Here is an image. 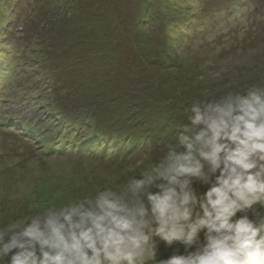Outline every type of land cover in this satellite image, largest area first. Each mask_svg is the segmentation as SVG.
Wrapping results in <instances>:
<instances>
[{
    "label": "rangeland",
    "instance_id": "1",
    "mask_svg": "<svg viewBox=\"0 0 264 264\" xmlns=\"http://www.w3.org/2000/svg\"><path fill=\"white\" fill-rule=\"evenodd\" d=\"M159 1L0 0V88L12 56L24 53L28 65L21 70L22 93L34 96L33 107L22 112L37 118L36 112L53 131L79 142L68 155L40 158L33 144L18 136L21 127L15 114L20 107L4 112L9 117H0L6 124L0 125V135L8 138L0 139V226L25 221L50 204L94 196L106 186L122 185L139 175L174 142L177 130L187 123L184 108L192 100L218 99L254 84L264 86V0H162V5ZM138 7L142 16L133 12ZM159 12L164 19L153 24L149 18ZM109 20L117 31L146 38L138 61L124 41L115 42L120 59L132 62L127 66L130 72L115 83L105 79L103 69L114 46L106 35L112 26ZM152 28L157 32L146 31ZM87 31L92 40L84 39ZM206 32L215 37H204ZM42 53L54 56L55 66L59 65V74L52 77L56 82H40L37 62L45 61ZM110 86L114 99L107 95ZM22 93L18 95L23 97ZM132 114L148 117L149 122V138L136 159L128 155L133 143L101 131L115 132V124ZM46 135L51 141L56 138L52 130ZM89 151L92 157L86 155ZM144 153L149 155L141 159ZM169 254V249L160 247L161 258Z\"/></svg>",
    "mask_w": 264,
    "mask_h": 264
},
{
    "label": "clouds",
    "instance_id": "2",
    "mask_svg": "<svg viewBox=\"0 0 264 264\" xmlns=\"http://www.w3.org/2000/svg\"><path fill=\"white\" fill-rule=\"evenodd\" d=\"M184 113L126 183L0 226V264H264V86Z\"/></svg>",
    "mask_w": 264,
    "mask_h": 264
},
{
    "label": "trees",
    "instance_id": "3",
    "mask_svg": "<svg viewBox=\"0 0 264 264\" xmlns=\"http://www.w3.org/2000/svg\"><path fill=\"white\" fill-rule=\"evenodd\" d=\"M160 1L158 2V4L162 5V0H160ZM136 10L133 11L134 14H136V16H139V15L142 16L143 9L138 7V9L136 8ZM133 12H131L130 14H132ZM161 12H164V11H161ZM161 12H159L157 14L154 13L150 16V18L149 17H147V18L154 20L153 24H157V21L159 18V23H160L161 20L164 19L162 17L163 14ZM160 13H161V15H159ZM233 13H234V11L229 12L230 15H232ZM143 19H145L144 16L140 20H143ZM105 22H106V20L101 22V24H100V25H102L100 27L101 29L105 28ZM112 23H113V21H111V20L108 21V24H112ZM115 24L116 23L112 24V26H109V28L106 31V35L109 37L112 44L114 43L113 44L114 46L111 45V46H113L111 54H110L111 58L109 59L107 65L104 64V68H103V69L107 70L108 75L105 74L104 71H102L106 75L105 79L112 80V83H115L114 80L120 79L122 77L123 73L130 72V69L127 66L130 65V63H132V62H129V59H127V60L120 59V55H119V52L117 50V47H115V46H117V45H115V42H119L120 44L123 45V41H124L126 43V47H128L129 49L131 48V50L134 51L131 54L135 57V59L137 61L139 59L138 58L139 53H141V50L139 48H143L146 45V43H145L146 38L142 41V40L136 39V35H134V34L130 35L129 31H125V30L124 31H122V30L117 31V30H115V27H114ZM201 26L204 27V25H200V27ZM179 29L182 30V28H179ZM146 31L151 32V33H156L157 29H155V28L146 29ZM91 34H92V32L87 31L84 34V39H88V38L91 39V37H92ZM204 37L213 38L215 36L213 35V33L206 32ZM103 38H104V34H103ZM203 40H204V38H203ZM91 42L92 41H90V43H89L90 45H91ZM89 44H88V46H89ZM224 47H225V45H224ZM237 52H239L238 49H237ZM42 54H43V57H45V61L40 62L37 60L38 61L37 62V66H38V70H37L38 72L37 73L39 75V79H40L41 83H48L52 80V77H54L55 74H59V72L57 71V69H59V65L55 66L57 64H56L55 58H52L54 56L47 55L45 53H42ZM14 55L12 56V62H11L12 64L15 62V58H16V55L15 56ZM24 55L25 54L23 53L17 57H18V59H21V58L23 59V58H25ZM26 59L28 61L27 56H26ZM116 67H118V69ZM55 69H56V72H54ZM23 70L24 69H22V73H23ZM5 71H6V75L9 77L8 72L10 71V69H6ZM11 72H12L11 78L12 77H14V78L11 80V82H9V84L11 85L9 90L13 91V88L16 87L15 82H17V79L15 77L17 76V73L13 71V68H11ZM19 75L21 76L20 71H19ZM52 82H56V81L52 80ZM114 90L115 89H113V86H110L107 88V95L112 99H114V97H112L110 95V92L113 93ZM36 91H38V96H40L42 94V90H40V88H38ZM103 91L106 92V89H104ZM132 93H134V91H131V95H132ZM13 95H15V93H13ZM32 96H34V95H32ZM134 105L136 107H138L140 104L138 102H136V103H134ZM137 109H139V108H137ZM134 115L135 114L129 115L128 117H126V120H123L120 123L116 122L117 124H115V125L117 126L118 130H116L113 133L109 132L111 130H101V131L104 132L105 134H112L114 138H118L119 140L128 141L129 143H133L134 146L131 148L130 152H128V155L131 158L136 159L138 157L137 154H140L141 151H143V149H144V142L146 141L147 138H149V137H146L147 134L149 133V129H148L149 122H146V121H148V117L142 119L139 117V115H138V117H135ZM78 121L83 122V121H85V119H79ZM40 123H42V122H40ZM87 123H90V122L87 121ZM46 126H48V129H51L48 123H46ZM116 126H114V127H116ZM40 128H41V126H40ZM162 129H163V127H162ZM142 131L145 132V135L142 133ZM43 135H44L43 132L40 131L39 136H41V137L38 139V145H40V146H43V143H42ZM52 135H55L56 138L54 139V141L51 145L46 146L48 152L44 156H39V154L35 153L36 156H38L40 158H45V159H48L51 157L54 158V157L64 156L65 154H63V152L65 149L69 150V149H72L75 146L79 145V142L76 140V138H72V140L69 141L70 135H67V134L64 135L58 130L57 131L52 130ZM142 141H143V143H142ZM87 154L89 157H92V152L89 151L88 153H86V155ZM75 155H79V152H77Z\"/></svg>",
    "mask_w": 264,
    "mask_h": 264
}]
</instances>
